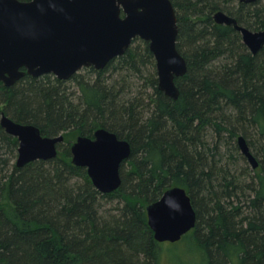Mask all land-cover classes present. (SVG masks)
<instances>
[{
	"label": "trees",
	"instance_id": "16d2710c",
	"mask_svg": "<svg viewBox=\"0 0 264 264\" xmlns=\"http://www.w3.org/2000/svg\"><path fill=\"white\" fill-rule=\"evenodd\" d=\"M170 1L187 63L174 80L177 100L158 90L140 39L102 70L0 83V110L43 136L63 135L58 149L99 128L131 148L119 189L101 194L65 150L17 168L18 141L0 127V264H162L164 244L171 264H264V47L252 55L232 26L212 19L222 11L264 30V0ZM239 136L255 170L242 163ZM171 187L186 190L196 224L179 242L159 244L145 208ZM103 200L117 204L105 210Z\"/></svg>",
	"mask_w": 264,
	"mask_h": 264
},
{
	"label": "water",
	"instance_id": "95a60500",
	"mask_svg": "<svg viewBox=\"0 0 264 264\" xmlns=\"http://www.w3.org/2000/svg\"><path fill=\"white\" fill-rule=\"evenodd\" d=\"M212 19L218 25L232 26L252 55L264 47V30L250 31L222 11H216ZM177 35V16L170 0H0V83L9 87L26 75H53L66 81L83 68L102 70L122 56L134 39H140L148 43L155 60L158 90L177 100L174 80L187 70L185 58L176 49ZM0 127L18 141L17 168L55 159L64 141L61 134L43 136L38 127L17 123L1 110ZM237 146L251 169L258 168L242 136ZM130 152L126 140L103 128L95 130L92 138L78 136L70 146L71 164L84 168L101 194L119 189V169ZM145 212L159 244L177 243L195 228L196 212L181 187L168 188Z\"/></svg>",
	"mask_w": 264,
	"mask_h": 264
},
{
	"label": "rangeland",
	"instance_id": "374dc122",
	"mask_svg": "<svg viewBox=\"0 0 264 264\" xmlns=\"http://www.w3.org/2000/svg\"><path fill=\"white\" fill-rule=\"evenodd\" d=\"M240 39H241V36H240ZM242 42V41H241ZM139 44H142L141 42H139V41H137L136 43H135V45L134 46H136V45H139ZM149 65H147V69L149 70V69H151V62L150 63H148ZM153 66H154V71H155V73H156V68H155V60H154V58H153ZM85 73H87V71H85V70H80L79 72H78V74H82V75H84ZM156 78H157V73H156ZM143 83V81L142 82H140V84H142ZM69 86L70 87H72V88H74L73 87V85L72 84H69ZM135 87V86H134ZM139 91H140V85L138 84V83H136V87L133 89V91H132V96H135V97H139ZM76 138L77 137H75L74 138V141L76 140ZM73 141V142H74ZM72 142V143H73ZM71 143V144H72ZM236 145H237V143H236ZM59 146V145H58ZM70 146L71 145H69L67 148H57V150H58V153L60 154V156H63L64 154H63V151L65 150V151H68L69 152V156H70ZM238 147V146H237ZM67 149V150H66ZM251 151V150H250ZM238 152H239V155L242 157V159L244 158V156L242 155V153L240 152V150H239V148H238ZM70 160H71V156H70ZM14 163L16 162V158L14 159V161H13ZM243 165H246V166H248L250 169H251V166H250V164L248 163V161H247V159L246 158H244L243 159ZM116 204H117V201L115 200V201H112V202H108L107 200H103L102 201V205H103V208L105 209V210H113L114 208H115V206H116ZM169 244H164L163 245V256H162V264H171V262H170V260L168 259V250H169Z\"/></svg>",
	"mask_w": 264,
	"mask_h": 264
},
{
	"label": "flooded vegetation",
	"instance_id": "af4514ba",
	"mask_svg": "<svg viewBox=\"0 0 264 264\" xmlns=\"http://www.w3.org/2000/svg\"><path fill=\"white\" fill-rule=\"evenodd\" d=\"M148 44V43H147Z\"/></svg>",
	"mask_w": 264,
	"mask_h": 264
}]
</instances>
